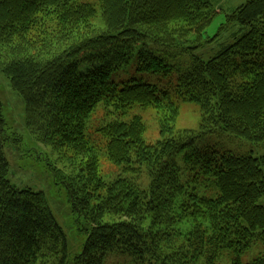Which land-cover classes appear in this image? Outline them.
<instances>
[{
  "label": "trees",
  "instance_id": "16d2710c",
  "mask_svg": "<svg viewBox=\"0 0 264 264\" xmlns=\"http://www.w3.org/2000/svg\"><path fill=\"white\" fill-rule=\"evenodd\" d=\"M217 1L100 0V29L91 23L97 10L88 3L0 0V73L23 98L35 140L72 156L68 167L53 165L51 171L86 234L81 253L70 256L44 195L11 186L0 103V264H105L111 257L135 264H216L226 250L234 255L231 264H242L240 254L254 243L264 246V157L195 147L216 131L264 142V0H249L227 15L244 34L207 62L193 59L170 87L111 80L133 56L137 71L169 75L172 67L154 47L199 42ZM175 101L199 105V132L173 130ZM101 103L116 116L134 105L170 110L154 144L143 141L138 116L97 129L107 160L123 173L109 183L99 177L84 134ZM178 155L185 170L175 162ZM137 175H146L145 189L133 181ZM187 217L195 224L182 238L172 229ZM247 264H264V254Z\"/></svg>",
  "mask_w": 264,
  "mask_h": 264
},
{
  "label": "rangeland",
  "instance_id": "374dc122",
  "mask_svg": "<svg viewBox=\"0 0 264 264\" xmlns=\"http://www.w3.org/2000/svg\"><path fill=\"white\" fill-rule=\"evenodd\" d=\"M249 0H218L215 3L216 14L202 34L199 42L190 44L183 48L154 47L155 53L162 58L165 63L172 67L169 75L150 74L137 71V60L133 56L127 65L111 75V80L115 83L126 82L130 79L141 80L144 83L154 85L160 89L170 87V83L175 81L178 73L187 70L193 59L197 58L203 62L213 58L224 46L232 45L245 32V29L238 23H228L227 15H231L235 8L245 4ZM77 3H88L97 10L96 17L91 23L100 29H104L101 20L100 0H76ZM215 2V0H213ZM0 103L2 105V115L5 121V130L10 140L6 142L3 152L8 163V181L17 190H30L33 193H42L49 210L55 221L63 230L70 256L79 255L82 251L86 234L82 231L83 224L77 221L68 202L66 190L57 185L51 171V167L65 168L70 165V153L56 152L49 146L38 143L30 133L26 125L25 103L23 98L15 92L9 80L0 73ZM177 117L173 123V130L199 132L202 123L201 110L199 105L190 102L175 101ZM170 115L167 108L159 109L153 107L142 108L138 105L132 106L124 116H116L108 113L103 108V103L99 104L87 120L84 134L88 138V143L93 147L98 158V175L109 183L122 176V169L107 160L105 155L106 141L96 132L102 125L114 121H129L132 117L138 116L145 126L143 141L147 144H154L160 139V128L166 118ZM16 140V141H14ZM195 147L198 149L209 148L219 154L230 153L232 155L244 156L250 154L255 158L264 157V142L259 144L249 143L241 138L216 131L212 134L200 137ZM175 162L182 170V155L175 158ZM78 165V160L75 161ZM264 170V167H263ZM184 177V176H183ZM185 178V177H184ZM182 178V182L185 179ZM133 181L141 188L147 187L146 175H137ZM190 187L189 189H191ZM200 195L210 197V193L198 190ZM192 218L182 219L172 229L180 233L179 237L185 238L194 226ZM208 227V224H206ZM149 223L146 224L148 228ZM264 254L262 243H254L251 248L239 255L242 264H247ZM233 253L230 251H220L216 264H231ZM105 264H135L127 260L111 257Z\"/></svg>",
  "mask_w": 264,
  "mask_h": 264
}]
</instances>
